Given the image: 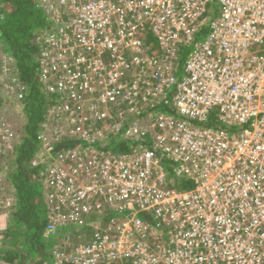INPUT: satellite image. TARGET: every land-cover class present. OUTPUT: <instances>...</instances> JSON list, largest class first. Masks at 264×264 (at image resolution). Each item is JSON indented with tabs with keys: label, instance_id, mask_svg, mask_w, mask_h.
<instances>
[{
	"label": "built area",
	"instance_id": "1",
	"mask_svg": "<svg viewBox=\"0 0 264 264\" xmlns=\"http://www.w3.org/2000/svg\"><path fill=\"white\" fill-rule=\"evenodd\" d=\"M39 1L48 21L40 79L61 97L33 164L44 165L47 231L77 224L57 239L54 264H264V0ZM7 73V89L24 99L26 85L13 67ZM126 103L139 107L126 113ZM59 116L69 120L55 125ZM111 117L122 123L109 131L127 126L141 140L134 149L94 144ZM16 135H3L0 164ZM66 136L85 142L56 151ZM165 157L187 187L169 179Z\"/></svg>",
	"mask_w": 264,
	"mask_h": 264
},
{
	"label": "trees",
	"instance_id": "2",
	"mask_svg": "<svg viewBox=\"0 0 264 264\" xmlns=\"http://www.w3.org/2000/svg\"><path fill=\"white\" fill-rule=\"evenodd\" d=\"M218 9L217 2L211 4L209 17H215ZM47 26L46 13L40 1L0 0V51L4 49L9 53L13 71L27 87L24 99L18 100L24 109L26 120L19 128V135H16L12 148L4 153L0 164V173L6 172V175L1 176L4 178V188L14 197V203L9 211V222L5 227H0V263L2 264H54L53 247L60 234L77 228V224L70 223L59 226L58 234L47 231L51 205L47 196L46 177L43 174L44 165L33 164L42 145L39 135L44 129L48 111L59 103L61 97L57 95L58 93L47 90L40 79ZM207 31L209 28L204 25L198 34H205ZM145 45L150 53L160 50L156 36L149 29H147ZM188 47L187 45L180 47L177 58L180 67L176 69L178 76L184 74ZM12 96L14 98L13 94ZM168 97L170 98L171 95ZM2 101L0 95V103ZM157 107L164 112L174 111L171 103H161ZM118 119L122 118L118 117ZM133 120L134 116L130 117L127 125ZM122 127L120 133L114 130L107 131L104 127L103 131H107L106 134L97 136L94 144L114 154L134 149L141 140L136 141L127 136V126ZM78 141L85 142L79 136H66L56 142L55 149L65 150L76 145ZM163 159L169 179L173 180L174 185L187 187L189 183L184 179H180L181 183H179L176 162L166 157ZM114 215L119 216L117 212L109 213V217ZM139 216L142 219L147 217L144 213ZM111 263L124 264L123 260Z\"/></svg>",
	"mask_w": 264,
	"mask_h": 264
},
{
	"label": "rangeland",
	"instance_id": "3",
	"mask_svg": "<svg viewBox=\"0 0 264 264\" xmlns=\"http://www.w3.org/2000/svg\"><path fill=\"white\" fill-rule=\"evenodd\" d=\"M46 34H47V29H46ZM11 61L12 60L9 57V53L7 51H5L4 49H1V51H0V95L3 99V101L0 103V142H2L3 135L7 139V137L9 136V133H11V132H13L15 135L16 134L19 135L18 130L22 126L23 121L26 120L24 109L20 105L21 102L16 101L13 98L11 92L7 89V86L9 84L8 78L10 75L7 72L9 71V66L12 67V65H13V64H11ZM92 77H94V75L89 77L90 80H88V82L92 83V85L95 86L96 92L98 93L102 86L99 85L100 82H98V81L94 82V78L92 79ZM127 106L130 108L139 107L136 105H129L128 103H126V105L120 106L122 108L121 110L126 112L127 109L126 110H124V109ZM128 112H126V113H128ZM111 113H112V116H116L113 113V110L111 111ZM131 115L132 114H130L129 117ZM68 120H69V117H67V116H62V118H61V116H59L58 118H55V120H53L52 122L56 125L58 123V121H62V123H65ZM94 123L96 124V122H94ZM106 123H107L106 126L108 127V128L106 127V129L109 130L110 129L109 127H111L112 125L121 124L122 120L118 119V117H114V118L111 117L107 120ZM124 123H126V122H124ZM146 123H147L146 119L142 118L141 119V125L144 126ZM44 124H46V121L44 122ZM98 124L100 125V123H98ZM90 125L92 128L93 125L91 123H90ZM96 127H98V126H96ZM93 129L95 130V127ZM97 133H100V130L97 131ZM88 134L91 135L92 133H88ZM79 144L84 145V143H82V142H80ZM141 146H143V148H144L145 146H148V143H145V144L143 143V145H141ZM4 175H6V172H2V174L0 173V227L1 228L5 227L6 224L9 222V219H10L9 211H10V208H12V204L14 203V201H13L14 197L10 194V191L8 189L4 188V185H5V184H3L4 178L1 177ZM7 209H9V210H7ZM67 230H69V229H67ZM77 243H79V241L74 240L72 238L70 240V243L67 245V248H69V249L75 248ZM0 264H2V263H0Z\"/></svg>",
	"mask_w": 264,
	"mask_h": 264
}]
</instances>
